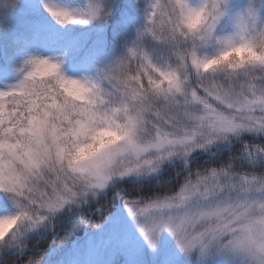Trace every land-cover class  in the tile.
<instances>
[{
    "label": "snow or ice",
    "instance_id": "snow-or-ice-1",
    "mask_svg": "<svg viewBox=\"0 0 264 264\" xmlns=\"http://www.w3.org/2000/svg\"><path fill=\"white\" fill-rule=\"evenodd\" d=\"M0 39V264H264V0H0Z\"/></svg>",
    "mask_w": 264,
    "mask_h": 264
},
{
    "label": "rangeland",
    "instance_id": "rangeland-1",
    "mask_svg": "<svg viewBox=\"0 0 264 264\" xmlns=\"http://www.w3.org/2000/svg\"><path fill=\"white\" fill-rule=\"evenodd\" d=\"M91 30L92 29H89L88 31L90 32ZM75 35L78 36L80 43H82L88 38L89 33H86V31H84V30H78L75 33ZM96 39H97V37H96ZM97 40H95L93 42L92 50H93L94 44ZM100 40H102V39H100ZM0 41H1V39H0ZM48 54H52V53H48ZM13 66L14 65H11L9 63L0 64V67H5L7 69L6 72H4L2 75H0V88L5 87L7 84H12V83L16 82L17 76H16L15 72L13 71ZM65 71L69 75L78 74L75 71L73 64H69V63L68 64L66 63ZM164 238L168 239L167 234H164ZM100 239H101V237L99 235H94L91 233L90 230L86 229V233L84 235L77 237L72 243L67 244L66 247L61 252L57 253L53 257V260L54 261H60V260L66 259V258H72L77 253H79L81 255L86 254L91 247H93L94 245H96L100 242ZM145 255L148 256L150 259V254L145 252ZM162 255H163V245L161 248V253L157 257L156 264H160V257H162Z\"/></svg>",
    "mask_w": 264,
    "mask_h": 264
},
{
    "label": "trees",
    "instance_id": "trees-1",
    "mask_svg": "<svg viewBox=\"0 0 264 264\" xmlns=\"http://www.w3.org/2000/svg\"><path fill=\"white\" fill-rule=\"evenodd\" d=\"M89 30V29H88ZM88 30L86 33H89L88 38L82 42L81 44L83 45L82 49L77 51V50H72L69 53V61L67 64H73L75 66L76 64L80 63L83 60H86L90 57L92 53V44L95 40L97 39H102L103 41L107 42L109 46L111 45V36H110V31L109 33L103 35L102 37H98L95 29H92L90 32ZM97 37V39H96ZM72 37H66V39H71ZM0 49H4L8 53V60L5 61V58L2 54H0V64H5L9 63L11 65H18L19 64V58L18 57H13L11 54V51L7 49V42L2 40L0 41ZM99 217H97L98 219ZM83 233V228L80 227L79 225L75 226L74 228L68 230L67 232H62L59 236L58 239H56L55 243L60 244L61 242H65V244H70L72 243L79 235Z\"/></svg>",
    "mask_w": 264,
    "mask_h": 264
},
{
    "label": "clouds",
    "instance_id": "clouds-1",
    "mask_svg": "<svg viewBox=\"0 0 264 264\" xmlns=\"http://www.w3.org/2000/svg\"><path fill=\"white\" fill-rule=\"evenodd\" d=\"M69 87L71 88V87H74L73 85H69Z\"/></svg>",
    "mask_w": 264,
    "mask_h": 264
}]
</instances>
